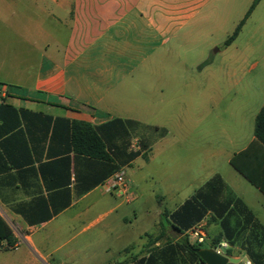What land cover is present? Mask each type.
Instances as JSON below:
<instances>
[{
    "label": "crops",
    "instance_id": "crops-1",
    "mask_svg": "<svg viewBox=\"0 0 264 264\" xmlns=\"http://www.w3.org/2000/svg\"><path fill=\"white\" fill-rule=\"evenodd\" d=\"M251 3L0 0V85L8 90L6 98L0 99V104L8 106L0 107V216L16 238L14 248L1 245L0 264H36V257L48 259L58 253L68 260L76 254L91 260L92 246L108 238L110 244L103 245L101 252L112 257V264H138L147 257L148 246L160 244L150 245L147 233L139 236L141 244H132L124 210L117 211L126 202L106 192L101 183L122 170L132 188L125 168L138 158L151 159V136L142 131L157 133L151 137L153 143L164 135L159 119L165 102L174 95L178 100L181 87L194 81L180 76L181 65L192 69L186 59L197 48L211 44L212 37L202 34L200 25L231 17L234 31ZM227 33L223 30L213 44L224 43L231 35ZM72 122L87 123L97 131L109 161L73 150ZM252 140L233 152L228 163ZM215 176L219 175L205 180L185 200ZM219 177L224 184L220 199L240 197L252 217L243 224L242 216L233 213L228 219L229 233L215 245L213 238L223 231L221 222L204 223L205 242L212 249L224 245L220 253L237 260L235 264H254L251 254L261 255L264 261V209L261 214L254 211L259 204L264 206L263 194L243 198ZM154 197L160 207L163 196ZM116 199L121 200L116 203ZM163 210L155 213L157 230L151 235L159 234L162 223L166 236L162 241L179 243L181 235L165 221ZM112 212L115 216L101 225ZM199 224L184 232L188 240V232ZM94 227L93 238L74 242ZM20 247L21 253L5 255ZM181 257L189 262L186 255ZM167 260L180 264V253Z\"/></svg>",
    "mask_w": 264,
    "mask_h": 264
},
{
    "label": "rangeland",
    "instance_id": "rangeland-1",
    "mask_svg": "<svg viewBox=\"0 0 264 264\" xmlns=\"http://www.w3.org/2000/svg\"><path fill=\"white\" fill-rule=\"evenodd\" d=\"M209 22V25H200V32L212 37L211 44L206 48H197V53L186 59L192 69L184 70L183 65L180 67V76L194 81L181 87L178 100L174 95L172 101L165 102L162 118L159 119L164 135L153 143L151 137L157 133L154 130L142 131L144 135L151 136L150 161L138 158L125 168L133 180L131 191L136 198L122 203L117 211L124 210L126 228L134 245L141 244L139 236L143 233L151 235L156 232L155 213L159 208L172 212L214 174L228 181L238 196L244 198L258 193L262 197L259 191L234 172L228 159L253 139L254 119L264 102V0L245 20L239 36L228 46H224L223 42L213 43L223 30L227 29V34H231L234 28L231 17ZM185 54L184 49L180 55L181 63ZM198 65L200 67L196 69ZM120 137L123 138V134ZM234 177L238 178L236 182ZM228 192L231 191L228 189ZM155 195L163 196L160 207ZM120 200L116 199V203ZM263 209L264 206L259 204L254 211L261 214ZM114 216V212L107 215L101 225ZM207 221L209 218L205 215L201 223L207 225ZM94 229L96 227L74 242L85 236L93 238ZM110 241L108 238L98 246H92V251L88 252V255L93 254L91 257L94 259L91 260L84 261L81 254L68 260L58 253L48 259L36 257V264H112V257L101 252ZM192 244L198 245L195 241ZM198 248H210V245L204 242ZM21 249L5 255L19 254Z\"/></svg>",
    "mask_w": 264,
    "mask_h": 264
},
{
    "label": "trees",
    "instance_id": "trees-1",
    "mask_svg": "<svg viewBox=\"0 0 264 264\" xmlns=\"http://www.w3.org/2000/svg\"><path fill=\"white\" fill-rule=\"evenodd\" d=\"M260 0H252L244 18L236 26L232 34L225 40L224 46L229 45L237 36L241 26L253 11ZM0 107H6L1 103ZM71 143L75 152L98 158L101 160H110L105 150V145L97 131L87 123L72 122ZM230 166L239 173L251 186L257 189L264 196V103L259 109L254 119L253 140L248 145L229 160ZM224 184L219 176H215L198 189L193 196L184 201L176 210L169 212L163 210L162 216L170 225L171 229L181 235L179 243L172 244L170 239L162 241L165 236L164 226L160 223V231L156 236L149 235L151 244L161 241L158 246L147 249V257L142 258L138 264H172L167 258L180 253V264H204L195 250L198 245L189 242L184 233L194 224L201 221L205 215H208L210 223L221 222L223 231L218 232L213 238V245L219 243L221 238L229 233L227 229L228 219L233 213L242 216L243 224L252 217L250 210L239 198L222 201L220 195ZM170 219V221L168 220ZM262 234V232L260 231ZM185 234V235H184ZM4 244L5 249L14 248L16 238L9 225L0 216V247ZM251 254V251H248ZM181 254L187 256L189 262L181 257ZM254 264H264L260 258L261 255L252 256Z\"/></svg>",
    "mask_w": 264,
    "mask_h": 264
},
{
    "label": "built area",
    "instance_id": "built-area-1",
    "mask_svg": "<svg viewBox=\"0 0 264 264\" xmlns=\"http://www.w3.org/2000/svg\"><path fill=\"white\" fill-rule=\"evenodd\" d=\"M8 95L7 87L4 85H0V99L6 98ZM101 187L110 193H114L118 197H121L126 203L133 201L136 198V194L131 191L130 182L124 176L122 170L115 172L108 178H106L102 183ZM188 237L191 242L194 241L197 244H202L205 242V231H204V223L196 225L188 232ZM15 247V246H14ZM225 247L224 245L220 246V248ZM220 248H214L217 253H220ZM249 264V263H246Z\"/></svg>",
    "mask_w": 264,
    "mask_h": 264
},
{
    "label": "water",
    "instance_id": "water-1",
    "mask_svg": "<svg viewBox=\"0 0 264 264\" xmlns=\"http://www.w3.org/2000/svg\"><path fill=\"white\" fill-rule=\"evenodd\" d=\"M195 252L204 264H235L238 262L231 257L217 253L212 248H199Z\"/></svg>",
    "mask_w": 264,
    "mask_h": 264
}]
</instances>
